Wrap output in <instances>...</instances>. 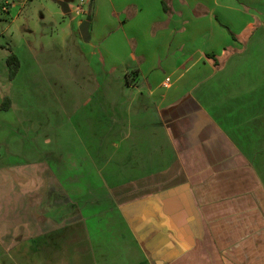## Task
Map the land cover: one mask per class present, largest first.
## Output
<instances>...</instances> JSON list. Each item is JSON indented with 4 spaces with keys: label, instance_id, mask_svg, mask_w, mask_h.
<instances>
[{
    "label": "crops",
    "instance_id": "0c3cea01",
    "mask_svg": "<svg viewBox=\"0 0 264 264\" xmlns=\"http://www.w3.org/2000/svg\"><path fill=\"white\" fill-rule=\"evenodd\" d=\"M163 2L95 0L89 18L93 70L125 74L128 120L135 103L143 123L120 133L135 189L108 200L117 243L98 258L83 229L97 207L63 213L52 166L0 163V264H47L66 227L71 250L86 231L92 264H264V0H170V14ZM138 154L151 175L128 174Z\"/></svg>",
    "mask_w": 264,
    "mask_h": 264
},
{
    "label": "rangeland",
    "instance_id": "374dc122",
    "mask_svg": "<svg viewBox=\"0 0 264 264\" xmlns=\"http://www.w3.org/2000/svg\"><path fill=\"white\" fill-rule=\"evenodd\" d=\"M1 2L0 163L18 166L43 161L52 166L54 174L48 177L56 186L63 183V213H89L84 205L97 207V212L90 210L96 216L89 223L86 218L83 229L91 237L97 234L93 245L96 242L98 258H105L106 250L117 243L104 235L106 216L115 213L108 200L135 189L126 183L122 170L128 163L124 159L122 163L125 145L120 135L144 134L135 103L130 121L127 116L134 91L126 87L120 70L111 80L93 70L103 60L100 50L84 41L81 25L92 18L95 1ZM61 2H68L69 13H64ZM13 53L20 60L15 77L8 63ZM131 146L135 148L134 143ZM132 159L135 169L128 174L155 171L152 165L146 166L150 161H143L141 154ZM137 161L143 162L139 169ZM72 194L79 203L71 202ZM70 240L71 229L66 227L63 250L55 251L50 244L47 264H56L55 257L60 264H92L86 231L74 250Z\"/></svg>",
    "mask_w": 264,
    "mask_h": 264
},
{
    "label": "trees",
    "instance_id": "16d2710c",
    "mask_svg": "<svg viewBox=\"0 0 264 264\" xmlns=\"http://www.w3.org/2000/svg\"><path fill=\"white\" fill-rule=\"evenodd\" d=\"M95 0H91V3H93ZM164 8L166 10L167 13H172V8L170 6V0H164ZM2 6V2L0 0V8ZM0 20H2V18L0 17ZM233 38L234 39H238V37L234 34H232ZM208 57L212 58V59H215V55H212V54H209ZM8 63H9V66H10V70H11V77H15L19 71V67H20V60L18 58V56L13 53L9 56L8 58ZM9 99L6 98L5 99V102H7ZM5 104V103H4Z\"/></svg>",
    "mask_w": 264,
    "mask_h": 264
},
{
    "label": "water",
    "instance_id": "95a60500",
    "mask_svg": "<svg viewBox=\"0 0 264 264\" xmlns=\"http://www.w3.org/2000/svg\"><path fill=\"white\" fill-rule=\"evenodd\" d=\"M61 6H62L64 13H69L71 11L68 2H61ZM89 27H90V19H87L81 25V34H82L84 41H89L91 37L90 32H89Z\"/></svg>",
    "mask_w": 264,
    "mask_h": 264
},
{
    "label": "built area",
    "instance_id": "2783aa9c",
    "mask_svg": "<svg viewBox=\"0 0 264 264\" xmlns=\"http://www.w3.org/2000/svg\"><path fill=\"white\" fill-rule=\"evenodd\" d=\"M170 81H171V79H170V78H167V79H166V82H168V83H169Z\"/></svg>",
    "mask_w": 264,
    "mask_h": 264
}]
</instances>
